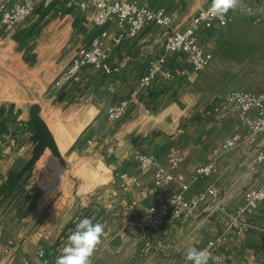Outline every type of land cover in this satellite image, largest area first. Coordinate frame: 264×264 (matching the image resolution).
<instances>
[{
	"label": "crops",
	"instance_id": "0c3cea01",
	"mask_svg": "<svg viewBox=\"0 0 264 264\" xmlns=\"http://www.w3.org/2000/svg\"><path fill=\"white\" fill-rule=\"evenodd\" d=\"M16 1L0 0V5L12 6ZM125 1H135L154 10L164 9L172 16L173 26L181 30L189 18L211 0ZM254 2L255 14L264 20V6L256 0ZM243 5L245 2L239 0L233 10L235 19L227 27L216 24L199 32L200 46L213 55L205 69L217 63L219 49L226 48L236 24L244 20L253 22L238 13ZM93 12L79 9L74 0H62L37 13L38 20L44 22L39 29L37 48L45 49L48 56L55 55V50L59 55L63 50L68 53L60 60L56 54L57 58L54 56L47 62L38 56L34 60L22 57L18 63L26 66L23 72L33 80V92L15 94L20 102L10 99L7 103H0V264H42L36 258L40 248L50 257L60 255L67 237L75 229L68 228L69 224L85 217L105 226L91 264H191L186 259L187 251L193 247L200 249L210 240H217L213 253L220 260L210 258L208 264H264V202L255 210H247L241 217L251 226L244 233L224 234L228 214L234 213L242 204L243 192L264 183V163H251L255 151L247 143L219 152L226 137L244 130L236 117H227L220 122L222 116L212 113L217 96L227 91L205 92L201 89L199 82L205 69L196 72L184 54H170L166 66L173 77H159L140 94L129 113L114 125L106 119V108L127 97L145 74L149 61L165 54L163 28L146 24L136 37L125 38L113 46L108 64L114 71L110 74L87 66L78 82L62 90H49L51 82L70 62L75 50L87 46L98 32ZM108 32L107 47L119 33L115 22L108 25ZM51 72L53 78L44 86V92H39L36 83ZM40 100L46 103V110ZM33 104L41 106L40 116L61 155L69 151L70 156L100 161L103 165L105 160L112 162L103 173L104 176L108 172L106 183L94 186L85 198L53 206L44 214L40 202L34 209L27 195L40 174V163L46 168L55 166L56 161L61 164L55 156L49 158L46 149L35 163L31 177L24 182L25 174L19 176L33 149L30 139L33 127L29 120V108ZM75 111L80 114L69 116ZM42 112H46V116ZM77 130L73 140L67 142V136ZM259 139L264 145V134ZM58 141L64 149L61 150ZM139 152L152 154L162 163L172 157L179 159L175 180L159 188L154 196L146 192L152 172L140 171L134 161V155ZM212 154H217V172L191 183L185 196L213 188L214 198L200 206L187 220H166L158 229H139L137 223L147 209L164 203L171 190L179 188L182 178L189 180L195 168ZM65 159L68 162L69 158ZM65 168L66 164L61 170L63 178L60 177L48 193L64 180ZM121 172L137 176L142 182L141 188L129 180L125 187H121L117 178ZM11 176H15L16 183L12 190L3 191ZM82 192L83 188H80L78 193Z\"/></svg>",
	"mask_w": 264,
	"mask_h": 264
},
{
	"label": "built area",
	"instance_id": "2783aa9c",
	"mask_svg": "<svg viewBox=\"0 0 264 264\" xmlns=\"http://www.w3.org/2000/svg\"><path fill=\"white\" fill-rule=\"evenodd\" d=\"M59 1L62 0H17L12 6L1 5L0 23L3 32L11 34L38 10H47ZM241 1L245 2V5L240 7L238 13H243L254 23L263 21L262 17L255 14L254 0ZM257 1L264 6V0ZM74 2L81 10L94 11L93 21L98 32L91 37L87 46L75 50L70 62L51 82L49 90H62L78 82L81 79L82 70L87 66L110 74L114 71L108 64L113 46L120 44L125 38L136 37L146 24L159 26L165 30V54L149 61L145 74L139 78L136 87L127 97L106 108V119L110 125L124 118L140 94L148 90L159 77L167 79L173 77L172 72L166 66L170 54H184L194 71H203L213 59V55L200 46L199 32L216 24L225 28L235 19L233 10L225 15L223 22L219 18L209 16L207 10L211 5L210 1L189 18L188 24L183 29L178 30L173 26L172 16L164 9H150L135 1L74 0ZM111 22H115L119 33L111 39L112 45L107 47L105 41L109 37L108 25ZM211 111L216 116H222L220 122L227 117H236L244 130L226 137L220 146V153L239 148L247 143L255 151L251 163L253 165L264 163V145L260 144L259 139L264 134V92L251 90L223 92L217 96ZM134 161L140 171L152 172L151 183L146 187L149 196H154L159 188L172 183L179 167L177 157L169 158L166 163H162L154 155L142 152L134 155ZM217 170V154H212L206 162L195 168L189 180L182 178L179 188L172 189L164 203L148 208L137 223V227L141 230L158 229L166 220L175 222L190 218L200 206L214 198L215 191L213 188H207L190 197L185 196L186 191L191 183L203 180L216 173ZM117 178L121 187H125L128 180L138 188L142 186L137 176L127 172L117 174ZM262 202H264V183L245 190L242 194V204L234 213L228 214L224 234L244 233L251 226L243 222L241 217L247 210L257 209ZM216 242L217 240H210L198 250L207 249L211 253L210 258L219 261L220 257L213 253ZM57 256L59 255L50 257L41 248L36 252V258L42 264H55Z\"/></svg>",
	"mask_w": 264,
	"mask_h": 264
},
{
	"label": "rangeland",
	"instance_id": "374dc122",
	"mask_svg": "<svg viewBox=\"0 0 264 264\" xmlns=\"http://www.w3.org/2000/svg\"><path fill=\"white\" fill-rule=\"evenodd\" d=\"M194 1L198 0H193L192 2ZM40 11L43 10L33 14L31 18L24 21L10 35L3 32V27L0 23L1 104L3 102L7 103V100L10 99L20 102L19 96L15 94L33 92V80L28 78L23 72L26 66L22 67L18 63L22 57L27 60H34L38 56L39 59L46 60V62L53 59L54 56L57 58L58 50H55V55L48 56L45 49L37 48L39 46L37 40L39 29L44 23L43 20L39 21L36 17V14ZM233 29L236 34L233 33L224 50L219 49L217 63L203 71L204 77L200 80L199 86L205 92H222L233 89L264 91V20L260 23L244 20L236 24ZM67 53L66 50L61 51V55L58 54L57 59L60 60ZM53 76V72L45 74L43 80L40 79L36 83V89H40L39 92H44V86ZM1 93L4 94L3 97H1ZM40 103H43V110H46V103L43 100H40ZM45 114L47 113L45 112ZM45 114L43 116H46ZM79 114V111H75L69 116ZM77 133L78 130L72 135H68L66 141H72ZM59 147L61 150L64 149V146L59 145ZM48 154L49 158H53L50 151H48ZM63 155L62 159L67 166L65 168L67 174L64 171L66 176L61 184L53 192L50 191L48 193V190L63 176V171L61 170L64 169V166L59 165L58 161H56L55 166L46 168L40 163L38 165V168L41 169L40 174L35 179L33 189L27 195L30 198V202H33L34 209H36L37 202H40L42 214L53 206L61 205L64 202L70 204L79 198H85L94 186L106 183L109 180L107 177L108 172H105L104 176L103 173L107 171L105 167L112 165V162L105 160L103 165L100 161L95 162L70 156L69 151L64 152ZM65 157L69 158L68 162H66ZM41 166L43 167L41 168ZM98 176H101V178H98ZM103 178L104 180H102ZM80 188H83L82 193H78ZM45 196L46 198H44Z\"/></svg>",
	"mask_w": 264,
	"mask_h": 264
},
{
	"label": "clouds",
	"instance_id": "9594fccd",
	"mask_svg": "<svg viewBox=\"0 0 264 264\" xmlns=\"http://www.w3.org/2000/svg\"><path fill=\"white\" fill-rule=\"evenodd\" d=\"M238 4L239 0H211L207 14L223 22L225 15ZM104 228L102 223H94L91 218L79 219L75 229L67 237L61 254L56 257L55 264H91V257L101 243ZM210 257L211 253L207 249L198 250L194 247L186 254V259L191 264H208Z\"/></svg>",
	"mask_w": 264,
	"mask_h": 264
},
{
	"label": "water",
	"instance_id": "95a60500",
	"mask_svg": "<svg viewBox=\"0 0 264 264\" xmlns=\"http://www.w3.org/2000/svg\"><path fill=\"white\" fill-rule=\"evenodd\" d=\"M257 1V0H256ZM64 93L61 94V97ZM41 106L39 104H33L29 108V120L33 127V134L31 136V141L33 142V149L31 151V156L25 163L19 176L25 174L24 182H26L32 175L35 163L39 160L44 151L48 149L53 156L60 159V164L65 166L64 160H62V155L55 143L54 137L50 132L47 124L40 116Z\"/></svg>",
	"mask_w": 264,
	"mask_h": 264
},
{
	"label": "trees",
	"instance_id": "16d2710c",
	"mask_svg": "<svg viewBox=\"0 0 264 264\" xmlns=\"http://www.w3.org/2000/svg\"><path fill=\"white\" fill-rule=\"evenodd\" d=\"M15 183H16V182H15V176H11L10 179H9V185H8L7 187L5 186V187L3 188V191H4L5 189H7V188H10V190H12V187L14 186ZM77 222H78V221H75V222L69 224L68 228H71V229L75 228V225H76ZM63 235H66V234H63Z\"/></svg>",
	"mask_w": 264,
	"mask_h": 264
}]
</instances>
